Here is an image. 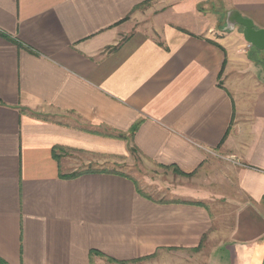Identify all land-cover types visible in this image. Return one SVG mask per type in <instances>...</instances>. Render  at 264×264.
<instances>
[{"label": "crops", "instance_id": "obj_1", "mask_svg": "<svg viewBox=\"0 0 264 264\" xmlns=\"http://www.w3.org/2000/svg\"><path fill=\"white\" fill-rule=\"evenodd\" d=\"M207 1L264 29V0ZM208 22L182 0H0V259L264 264V49ZM130 149L195 187L104 170ZM72 152L100 169L66 177Z\"/></svg>", "mask_w": 264, "mask_h": 264}, {"label": "rangeland", "instance_id": "obj_2", "mask_svg": "<svg viewBox=\"0 0 264 264\" xmlns=\"http://www.w3.org/2000/svg\"><path fill=\"white\" fill-rule=\"evenodd\" d=\"M176 0H172L175 2ZM184 3L192 5L194 9H197L198 14L209 20L206 28L214 29L216 32H225V24L223 18L221 21L217 22L219 19L218 15L222 12L218 4H213L211 1L207 0H182ZM147 6L153 5L150 4ZM170 5V4H169ZM147 8L142 9L147 11ZM170 12H174V8L170 9ZM146 13V12H145ZM173 13V14H174ZM172 14V15H173ZM188 20L193 21L194 17L188 15ZM146 24V21H143ZM139 23V22H138ZM207 29L205 32H207ZM153 33L154 29L148 30ZM156 35H158L156 33ZM83 155L77 153L62 154V171L67 175L73 173H83L87 171L99 170L92 165L86 166L84 163L78 161ZM82 160V159H81ZM126 162L117 166L115 164H108L104 167V170L118 172L124 171L131 175L138 186L139 191L142 194H150L154 197L170 198L173 190L184 189L185 186L195 187V176L191 177V174H181L177 172L174 167H164L151 162L150 160L144 159L138 152L130 149L129 157H126ZM184 173V172H183ZM210 205V203L208 204ZM99 256L104 264H119L116 262H110L105 257ZM130 264H156V259H145L142 261H137Z\"/></svg>", "mask_w": 264, "mask_h": 264}, {"label": "water", "instance_id": "obj_3", "mask_svg": "<svg viewBox=\"0 0 264 264\" xmlns=\"http://www.w3.org/2000/svg\"><path fill=\"white\" fill-rule=\"evenodd\" d=\"M226 30L234 29L236 26L242 30L244 39L260 50L264 49V29L256 28L250 18L242 16L237 10L227 13Z\"/></svg>", "mask_w": 264, "mask_h": 264}, {"label": "trees", "instance_id": "obj_4", "mask_svg": "<svg viewBox=\"0 0 264 264\" xmlns=\"http://www.w3.org/2000/svg\"><path fill=\"white\" fill-rule=\"evenodd\" d=\"M134 130H136V127H134L132 131H134ZM173 167L176 169L177 172L179 171L181 174H185L182 171H180L177 167H175V166H173ZM81 174L82 173H73V174L67 175L66 177L73 178V177L81 175ZM91 254L101 255V256L105 257L108 261L116 262V263H119V264H130V263H135L137 261L142 260V259L129 260V261L128 260L127 261L126 260H116V259H114V258H112L110 256H107V255H105V254H103V253H101V252H99L97 250H92ZM0 264H6V263L2 259H0Z\"/></svg>", "mask_w": 264, "mask_h": 264}]
</instances>
